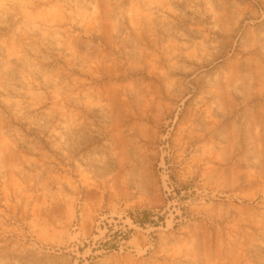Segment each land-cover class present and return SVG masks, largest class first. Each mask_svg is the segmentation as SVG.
<instances>
[{
  "label": "rangeland",
  "instance_id": "374dc122",
  "mask_svg": "<svg viewBox=\"0 0 264 264\" xmlns=\"http://www.w3.org/2000/svg\"><path fill=\"white\" fill-rule=\"evenodd\" d=\"M0 264H264V0H0Z\"/></svg>",
  "mask_w": 264,
  "mask_h": 264
}]
</instances>
